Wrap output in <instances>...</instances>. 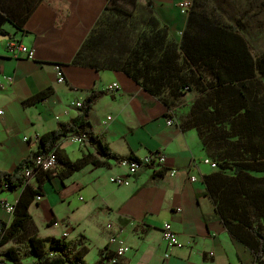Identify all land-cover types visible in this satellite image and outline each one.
<instances>
[{"label": "crops", "instance_id": "0c3cea01", "mask_svg": "<svg viewBox=\"0 0 264 264\" xmlns=\"http://www.w3.org/2000/svg\"><path fill=\"white\" fill-rule=\"evenodd\" d=\"M141 1H151L160 22L176 37L182 35L187 15L180 13L178 3L192 0ZM105 6L106 0H31L27 8L32 12L19 29L11 23L3 26L11 39L0 41V172L12 173L37 151L40 136L74 120L80 109L71 102L82 104L91 93H100L84 127L96 140L83 146L63 141L59 149L71 162L89 156L107 165L95 167L88 161L63 178L54 175L58 167L49 177L33 178L30 185L36 187L40 180L44 195L29 207L28 232L42 239L79 241L89 252L85 219L91 218L101 243L94 246L92 263L85 260L87 252L85 264H104L113 251L108 242L114 235L130 248L117 264H255L254 254L231 235L207 192L204 177L214 169L202 162L205 151L197 131L182 128L170 108L125 73L74 63ZM254 9L248 18L264 10V0H256ZM256 27L254 39L264 35V20ZM249 28L246 22L247 40ZM8 43L32 48L33 59L13 57ZM57 66L63 83L57 82ZM113 83L118 89L108 93ZM42 94V99L30 102ZM168 120L174 124L168 125ZM100 145L121 159L162 154L164 167L143 168L128 186H116L109 179L125 170L98 155ZM22 191L0 188V224L13 220L2 203L16 205ZM166 222L184 244L182 249H169L162 240Z\"/></svg>", "mask_w": 264, "mask_h": 264}, {"label": "trees", "instance_id": "16d2710c", "mask_svg": "<svg viewBox=\"0 0 264 264\" xmlns=\"http://www.w3.org/2000/svg\"><path fill=\"white\" fill-rule=\"evenodd\" d=\"M30 1L0 0V35H9L11 39L3 26L11 23L19 29L32 12L27 8ZM255 1L245 0L246 7L237 17H231L223 6L211 5L209 0H192L185 29L176 37L160 22L151 1L143 4L139 0H106L104 11L74 63L96 70L121 71L168 108L167 95L176 99L185 93L183 89L192 91L193 85L198 86L201 97L197 102L204 105L200 111L204 113L205 129L200 130L195 121L183 128L197 130L203 150L216 163L217 168L204 181L223 224L249 247L255 262L263 264L264 51L253 53L244 34V17L254 8ZM127 4H134L132 13L123 8ZM226 5L233 6V2ZM99 96L100 93H91L83 100L74 120L59 123L55 131L40 136L37 151L29 160L55 149L69 133L86 134L95 141L93 135L84 132V127ZM55 154L58 169L54 175L61 178L78 171L88 161L95 167L107 165L89 156L71 162L59 148ZM98 155L105 160H122L103 145L99 146ZM29 160L21 162L12 173L0 172V188L5 182L9 184L8 190L23 188L0 246L20 233L28 235L23 252L18 246H11L3 252L4 256L13 264H20L21 256L36 258L32 264H85L88 250L79 241L42 239L28 232L32 229L29 207L44 195L40 180L33 187L30 182L25 184L21 176ZM51 172L35 177H49Z\"/></svg>", "mask_w": 264, "mask_h": 264}, {"label": "built area", "instance_id": "2783aa9c", "mask_svg": "<svg viewBox=\"0 0 264 264\" xmlns=\"http://www.w3.org/2000/svg\"><path fill=\"white\" fill-rule=\"evenodd\" d=\"M190 7H191L190 1H181L178 3V9L180 13L183 15L188 14ZM7 49L15 58L24 57L27 60L33 59V50L28 46L22 44H16V43H8ZM56 68H57V82L63 83L65 79L64 76L62 75L61 69L59 66H57ZM117 89H118L117 84L113 83L106 88V91L108 93H113ZM70 106L75 108H80L81 103L73 101L70 103ZM109 120L110 118H107V121ZM167 124L173 125L174 122L173 120H168ZM24 140H26V138H24ZM63 141H69L70 143L77 144L79 146H83L85 144H90L91 142H94V140H91L89 136L86 134L80 135L76 133H69L67 136L63 137L57 143L56 148H59ZM56 148L49 152H43L38 154L23 166L21 170V176L24 178L25 184H28L38 174L50 171L55 168ZM202 162L203 164L208 165L211 169L215 170L217 168L216 163L206 157L202 159ZM115 163L118 167L124 169L125 173L124 175L111 177L109 179L110 183L116 186H128L130 184V179L143 168H150L154 165L164 167V157L162 154H149L138 160L122 159L118 162L115 161ZM194 180L195 178H191V181ZM2 187L4 189H10L9 184L7 182H5ZM1 206L9 215L13 216L15 211L14 204L3 202ZM9 224L10 223L0 224V244L3 240L7 228L9 227ZM54 225L56 226L57 223H54ZM161 237L169 249H182L184 247V244L179 240L176 231L173 229L172 225L168 222L164 223L161 227ZM108 244L109 246H113V251L109 253V255L107 256L108 258L105 260L104 264H117L119 262V259L122 258L124 255H126L130 250L125 240H123L121 237L117 235L112 236L109 239ZM209 255L212 256L213 253H209ZM165 257L167 258L168 255L166 254ZM262 261L264 264V256L262 257ZM255 264L257 263L255 262Z\"/></svg>", "mask_w": 264, "mask_h": 264}, {"label": "rangeland", "instance_id": "374dc122", "mask_svg": "<svg viewBox=\"0 0 264 264\" xmlns=\"http://www.w3.org/2000/svg\"><path fill=\"white\" fill-rule=\"evenodd\" d=\"M140 1L141 0H139V2ZM223 1L224 0H209L211 5L222 6V4H223V8H224L225 13L231 17H237L240 14L241 9H244L246 7L245 6V0H242V1L237 0L236 3L234 2L235 4H233V6L226 5V3L231 2V0H229V1L227 0V2H223ZM123 8L128 10V12L132 13V11H134L135 7H134V4L133 5L127 4V5H124ZM252 9H254V8H252ZM250 11H252V10H250ZM253 11L257 12V9L256 10L254 9ZM248 15L249 14H247L244 17V20L248 24H250V28L247 30V37H248V41L250 43V47L252 49V52L257 54L264 49V35L262 37H259L258 39H254L253 37L257 33L256 22H258V21L261 22L264 20V10H262V11L259 10V12L256 15V18L255 17L248 18ZM262 32L264 33V27H263ZM169 33L173 36H176L173 33H171L170 30H169ZM261 84H264V79L261 80ZM261 89H262V87H261ZM183 92H185V93H183L182 96H180L176 99H173V97H170L169 95H167L169 97V103H170L169 108L171 109L173 116L176 117V119L179 121L178 122L179 125L182 128L187 127V126L188 127L191 126L189 122L195 121L194 124L196 126H198L200 130L205 129V126H204L203 121H202L204 113H202V111H200L204 105H202V103L198 104V102H197L201 97L200 92L198 90V86L195 84V85H193L192 91L185 88V89H183ZM194 130L197 131L196 129H194ZM205 157L210 159L211 161L215 162L206 153H205ZM87 212L88 211H86V213ZM91 220H92L91 218L85 219L86 224H87L86 231H87V234L89 236L88 240H87V246L89 248V252H88L86 259H85V260H87V263H92V261L95 258V254H96L94 246H97L101 243V237L98 235L97 228L91 224L92 223ZM39 226H40V224H39ZM40 235H44V231H42V229L40 230ZM27 236L28 235L25 232L20 233L17 237H15L10 242H8L6 245H4L0 248V264H13L11 261H9L4 256L3 252L11 246H18L19 248H21V252H23L24 248L26 246ZM34 261H35L34 257L21 256L20 264H32V263H34Z\"/></svg>", "mask_w": 264, "mask_h": 264}, {"label": "water", "instance_id": "95a60500", "mask_svg": "<svg viewBox=\"0 0 264 264\" xmlns=\"http://www.w3.org/2000/svg\"><path fill=\"white\" fill-rule=\"evenodd\" d=\"M9 39V35H0V41H7Z\"/></svg>", "mask_w": 264, "mask_h": 264}, {"label": "bare ground", "instance_id": "6f19581e", "mask_svg": "<svg viewBox=\"0 0 264 264\" xmlns=\"http://www.w3.org/2000/svg\"><path fill=\"white\" fill-rule=\"evenodd\" d=\"M82 105V104H81ZM81 108V107H80ZM79 108V109H80ZM26 140H27V138H26ZM56 155V154H55ZM57 164H58V161H57V157H56V166H55V168L54 169H56L57 168ZM54 169H52V170H54ZM52 170H50V171H52ZM50 171H47V172H50ZM3 188V187H2ZM4 189V188H3ZM15 206V205H14Z\"/></svg>", "mask_w": 264, "mask_h": 264}]
</instances>
